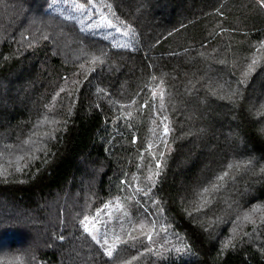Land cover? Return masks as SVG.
I'll list each match as a JSON object with an SVG mask.
<instances>
[{"label": "trees", "instance_id": "obj_1", "mask_svg": "<svg viewBox=\"0 0 264 264\" xmlns=\"http://www.w3.org/2000/svg\"><path fill=\"white\" fill-rule=\"evenodd\" d=\"M51 1L0 0V264H264V6ZM113 199L109 258L80 221Z\"/></svg>", "mask_w": 264, "mask_h": 264}, {"label": "rangeland", "instance_id": "obj_2", "mask_svg": "<svg viewBox=\"0 0 264 264\" xmlns=\"http://www.w3.org/2000/svg\"><path fill=\"white\" fill-rule=\"evenodd\" d=\"M77 5L82 4L78 3L76 0H56L54 4L51 1L50 8L59 12L64 17L75 20H84L91 17L89 13L86 14V12L83 11V7L80 8L77 7ZM98 20L101 22L100 30L104 31V33L110 37L115 44H120L127 36L124 35L126 30L123 27L104 19V16H100ZM109 24L112 26L109 27ZM116 28H119L120 31L117 32ZM133 195L135 198L138 197L135 193ZM87 216L90 218V224L95 220V227L98 230V233L96 234L100 236L101 243H103L105 238L108 239L109 243H112L114 237L117 235L122 240V237L126 234L132 221V218L129 216L128 205L121 199H113L105 202L93 213ZM105 232L107 233V237L104 236Z\"/></svg>", "mask_w": 264, "mask_h": 264}, {"label": "snow or ice", "instance_id": "obj_3", "mask_svg": "<svg viewBox=\"0 0 264 264\" xmlns=\"http://www.w3.org/2000/svg\"><path fill=\"white\" fill-rule=\"evenodd\" d=\"M56 2V0H52V3L54 4ZM89 3L92 2V0H88ZM259 2L261 3V6H264V0H259ZM77 7H80L82 8L83 5H77ZM108 7H111L110 5ZM123 23V22H121ZM112 25L109 24V27H111ZM116 31L119 32L120 29L119 28H116ZM124 35H128V32H124ZM116 47H128L127 44H124V45H115ZM255 63V62H253ZM154 79V78H153ZM244 81H242L243 83ZM147 106V102H145V107ZM161 107L163 108V105H161ZM164 120H167V117L164 118ZM163 123V121H162ZM170 132V128L168 127L167 124H165L164 126V135L167 136ZM47 135V134H46ZM164 153H161V157H163ZM157 169H160L161 167V163L159 160H157ZM232 165L230 164L229 165V168H231ZM17 171H21L20 168H17ZM262 171H264V169H262ZM156 176L159 175V172H157L155 174ZM228 176V173L225 172L223 173L221 176L217 177V180H224L225 177ZM149 180H152L153 179V175L150 173L149 177H148ZM217 189V186L215 184L212 185V190H216ZM137 191H140V189H137ZM204 192L207 193L209 192V189L208 188H205L204 189ZM208 203H210V201H207ZM119 206V205H118ZM203 206V205H201ZM99 211V210H98ZM89 217L88 216H84V218L80 221V224L83 226V230L85 233H87L88 235L91 236L92 240L95 241L98 245H100V247L102 248L103 250V253L105 256L109 257V258H112L114 253L116 252V250L119 248V246L121 244H127L128 243V240H121L120 237L117 235L114 237L113 239V242L112 243H109L108 239L105 238L103 240V243H101V239H100V236L96 233H98V230L96 229L95 227V220L92 221V223L90 224L89 223ZM246 219H247V216H246ZM166 231V229H164ZM152 235L153 233L152 232H149L147 234V239H148V242L151 244L152 243ZM247 235V234H246ZM104 236L107 237V233L105 232L104 233ZM61 239H63V237H61ZM133 240H135L136 238L133 237L132 238ZM232 244V241L231 239H229L228 241H226L223 245V248L224 249H227L230 245ZM155 249L154 248H149V249H146V251L144 253H141V255H145L147 254L148 252H154ZM176 251L179 253L181 251H184V249H180V248H177ZM133 260H136L138 259V257H133L132 258Z\"/></svg>", "mask_w": 264, "mask_h": 264}]
</instances>
